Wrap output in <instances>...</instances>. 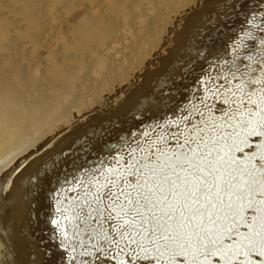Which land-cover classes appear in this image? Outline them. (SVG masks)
I'll return each mask as SVG.
<instances>
[{
  "label": "bare ground",
  "instance_id": "6f19581e",
  "mask_svg": "<svg viewBox=\"0 0 264 264\" xmlns=\"http://www.w3.org/2000/svg\"><path fill=\"white\" fill-rule=\"evenodd\" d=\"M5 1L0 3V77L7 75L11 85L19 81L8 88L7 82L0 80V250L9 264H45L47 245L43 240H56L52 233L56 232L55 216L60 222L75 215L68 209L78 198L60 200L59 211L51 192L55 184L37 169L39 161L70 146L77 134L113 124L122 132L120 137L143 139L148 134L156 147L174 150L171 136L190 127V121H198L200 113L208 116V108L219 118L218 110L228 107L225 98L237 103L244 100L245 109L259 111L256 105L264 95V45L258 44L264 39V0H129L134 9L137 4H151L122 19L115 20L112 15L109 21L105 19L109 10L102 1L57 0L63 18L61 14L49 15V0ZM149 12L147 19L144 16ZM112 19L116 23L112 24ZM103 23L113 28L104 32ZM88 30L93 31L96 42L99 40V47H94L84 62L76 52L85 46L83 33ZM47 50L69 56L70 77L63 79L56 69L41 66ZM246 56L253 59L246 60ZM34 80L38 82L32 85ZM241 83L243 92L238 88ZM222 84L231 92L219 96L208 91L209 85ZM38 89H43L45 103L39 98L32 100L33 111L26 117L24 107L29 102H24L32 97L31 90ZM13 98L23 104L16 118L8 116L11 107L6 104ZM24 130L28 132L22 134ZM80 139L76 147H70L73 153L95 147L87 135ZM106 142L105 133L99 145ZM249 142L253 147L248 151L259 156L260 141L252 137ZM125 143L119 140L115 147ZM107 148H101L99 154H106ZM33 174L35 178L29 182ZM38 183L28 200L25 192ZM46 199H51L50 205ZM76 251L70 248L69 252L76 255Z\"/></svg>",
  "mask_w": 264,
  "mask_h": 264
},
{
  "label": "snow or ice",
  "instance_id": "6c2138e0",
  "mask_svg": "<svg viewBox=\"0 0 264 264\" xmlns=\"http://www.w3.org/2000/svg\"><path fill=\"white\" fill-rule=\"evenodd\" d=\"M258 44L264 45V39ZM238 88L243 92V83ZM208 91L224 96L231 89L209 85ZM223 102L228 107L218 110L219 118L208 108V116L200 113L198 121L172 135L174 150L141 149L150 153L143 163L133 156L129 168L134 169V183L121 185L118 174L108 181L112 188L107 192V185H101L86 193L94 199L85 200L83 207L68 209L75 212L65 219L76 235L86 234L93 241L82 255L91 257L93 264H160L166 253L173 264H253L255 255V264H264V95L257 112L245 109L244 100ZM252 137L260 141L259 156L248 151ZM33 178L35 174L29 182ZM39 186L25 192L28 200Z\"/></svg>",
  "mask_w": 264,
  "mask_h": 264
},
{
  "label": "water",
  "instance_id": "95a60500",
  "mask_svg": "<svg viewBox=\"0 0 264 264\" xmlns=\"http://www.w3.org/2000/svg\"><path fill=\"white\" fill-rule=\"evenodd\" d=\"M117 128L119 127L113 124L104 126L99 125L98 128H93L90 133H88L89 129L86 134H82L83 132L77 134L75 136L77 138L70 142V146L59 148L53 151V154L47 155L44 160L38 162V169H42L46 172L48 174L47 177L55 184L51 192L57 199L59 211L61 201L68 200L69 197L73 200L74 198H78L77 203H75L74 206L72 204L71 208H74L77 204L83 207V202L85 200L94 199V197L87 196L86 193L96 192V189L100 188L101 185H107V187L103 188V191L107 192L112 188V185L109 184L108 181L116 180L118 174L121 185H123L125 181L135 182V177L131 174L134 169L129 168V164L133 161V156L141 159V163H143V158L150 153L148 151H141V149L148 150L151 148L152 151H155L156 145L151 139L147 138L148 134L144 136L145 138L143 139H140L141 137L131 139L128 135L120 137L122 132H117V130H119ZM105 133L109 142H106L105 145H99V141L101 142V137ZM86 135L89 138L88 141L92 142V145H95V147L92 148L91 145H88L91 147H85L80 154H77V152L73 153L70 147L72 145L76 147V145L81 142L80 138L84 140V136ZM78 138L80 140H78ZM119 140L126 142V145L121 148L115 147ZM103 147H108L106 154L100 155V150ZM133 149L136 151L133 152ZM58 154L60 155L57 156ZM55 158L58 160H55ZM102 165H104V168ZM61 196L62 198L60 199ZM50 200L51 199H46L45 203L50 205ZM75 211H80V208H76ZM72 214L74 215L75 212H72ZM249 215H251V213H249ZM55 220L61 227L58 228L57 224L53 225L56 232L52 233L56 235V240H43L47 245L43 256L45 264H81L82 261H88L87 258L91 257L82 255V253L90 247L93 241H89L86 234L77 236V230L74 228L73 224L69 223V220L61 219L59 222V216H55ZM243 230L245 229L242 228L241 231ZM65 234L67 235V239H65ZM82 241L88 242L82 243ZM70 248L74 251L76 248V252L78 253H76V255L71 254L69 252ZM73 257H75V259H73ZM12 259H16V254H13ZM8 261H10L8 258H3V264H7ZM252 262L253 264L256 262L255 255L252 257ZM14 264H17V262ZM89 264H93V262L90 261ZM160 264H173V262L168 259V254L166 253L165 256L161 258ZM221 264H223V261H221Z\"/></svg>",
  "mask_w": 264,
  "mask_h": 264
},
{
  "label": "rangeland",
  "instance_id": "374dc122",
  "mask_svg": "<svg viewBox=\"0 0 264 264\" xmlns=\"http://www.w3.org/2000/svg\"><path fill=\"white\" fill-rule=\"evenodd\" d=\"M96 2H100V1H102L103 3H104V5L106 6V8L109 10L108 11V13H110V15L109 16H106V21L108 20L109 21V18L110 17H112V15H113V17L114 18H116L115 20H117V19H122L123 17H126L127 15H130L132 12H136L137 13V11H138V9L139 8H141L142 10L143 9H145V7H147V6H149L151 3H150V1H148V2H145L143 5H141V6H139V4H137L138 6L136 7V9H134V8H132V5H131V1H127V3H126V0H106V1H104V0H95ZM6 1L5 0H2V1H0V3L1 4H3V3H5ZM126 4H128V9L130 8V10H131V12H130V10L129 11H127V8L125 7V6H127ZM149 4V5H148ZM67 5L69 6V7H72L73 6V4L71 3V2H67ZM47 6H49V7H51L52 8V11H50L49 12V15H60L61 13L59 12V10H58V5H57V0H49V2L47 3ZM143 6V7H142ZM124 9H126L125 11H124ZM134 9V10H133ZM45 11H47V9L45 10ZM44 11V12H45ZM127 11V12H126ZM152 13V12H151ZM62 15V18L63 17H65V15H63V14H61ZM137 15H139V14H137ZM147 16H150V12L148 13V14H146V16H144L145 18H147ZM151 16H152V14H151ZM104 17V16H103ZM144 18V19H145ZM148 18H150V17H148ZM147 18V19H148ZM115 20H113L112 19V24H114V23H116L115 22ZM123 22V21H122ZM58 24V23H57ZM110 23H103V25H102V27H103V30H104V32L105 31H108V28H110L109 30H111V28H113V26L111 27L110 25H109ZM108 25L110 26V27H108ZM44 27H46V25H44ZM18 29V28H17ZM31 32H33V31H30L29 33H31ZM63 33H66V32H68V31H62ZM109 32V31H108ZM83 37L86 39V44H85V46L84 47H81L82 49L81 50H78L77 51V48H76V46L75 45H73L74 46V50L75 51H77L76 52V57L78 58V59H83L84 60V62H85V60L88 58V56L90 55V53L92 52V50H93V48L95 47V48H98L99 47V45H98V41L96 42L94 39H93V31H91V30H88V32H84L83 33ZM118 37H120V35H118ZM131 38V37H130ZM55 41V43L56 44H58V45H60L61 43L59 42V39H55L54 40ZM72 44H75L76 42L75 41H72L71 42ZM116 46V45H115ZM68 58H69V56L67 55V54H60V55H58V56H56L55 55V53L53 52V51H51V50H47V51H45L43 54H42V58H41V66L42 67H48V68H54V69H56V71L58 72V74H60V76L64 79V78H68V77H70L71 76V74H72V72H70V70H69V64H68ZM64 62H66V64L65 65H63V63ZM83 62V63H84ZM82 63V64H83ZM81 64V65H82ZM80 65V66H81ZM0 80H4V81H6L7 82V87L8 88H13L16 84H18V82L19 81H14L13 82V84L11 85L9 82H8V79H7V75H5V76H3V77H0ZM38 81H36V80H34V81H32L31 82V84L32 85H35L36 83H37ZM45 87H50V84H48V83H45V85H44ZM27 92H28V90L27 91H24V94L26 95L27 94ZM31 98L30 99H28L26 102H24V104L25 103H28L29 102V104L28 105H26L25 107H24V115L26 116V117H28L31 113H32V111H33V102H32V100H34L35 98H39L41 101H42V103L44 104L45 103V100H44V98H43V89H38V90H36V91H32L31 90ZM14 100H15V98H13ZM13 99H11V101L10 100H8L7 102H6V104H8L7 106L9 107V109H10V107H11V110H9L11 113H8V116L10 117V116H13L14 118H16L17 116L16 115H18V113H19V107L21 106V105H23V104H19L18 102H19V98L17 99V100H13ZM31 101V102H30ZM12 103V104H11ZM19 104V105H18ZM16 107V108H15ZM21 108H23V106H21ZM0 110H2V109H0ZM16 111V112H15ZM15 112V113H14ZM1 113H3V112H1ZM17 113V114H16ZM5 114V113H4ZM13 114V115H12ZM15 115V116H14ZM42 115H43V113H42ZM11 118V117H10ZM25 121V120H24ZM28 127V126H27ZM27 127L25 128V130L27 129ZM29 129H31V128H29ZM28 129V130H29ZM23 131L22 132V134H25L26 132H28V130L27 131ZM30 131V130H29Z\"/></svg>",
  "mask_w": 264,
  "mask_h": 264
}]
</instances>
